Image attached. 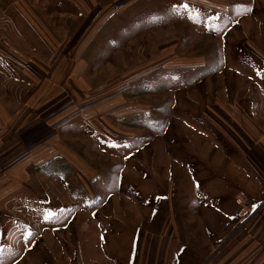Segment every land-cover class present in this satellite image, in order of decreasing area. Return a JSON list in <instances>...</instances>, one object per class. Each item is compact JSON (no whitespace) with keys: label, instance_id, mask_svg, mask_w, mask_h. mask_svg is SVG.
<instances>
[{"label":"rangeland","instance_id":"374dc122","mask_svg":"<svg viewBox=\"0 0 264 264\" xmlns=\"http://www.w3.org/2000/svg\"><path fill=\"white\" fill-rule=\"evenodd\" d=\"M259 93L264 0H0V264H208L198 115Z\"/></svg>","mask_w":264,"mask_h":264},{"label":"crops","instance_id":"0c3cea01","mask_svg":"<svg viewBox=\"0 0 264 264\" xmlns=\"http://www.w3.org/2000/svg\"><path fill=\"white\" fill-rule=\"evenodd\" d=\"M232 116L233 126L228 119L215 122L198 115L202 126L199 134L204 141L212 143L209 154L215 153L218 163L215 177L194 187L200 201L188 206L201 208V215L195 220L201 223L203 230L208 227L204 228L205 223L212 222L215 227L226 224L220 228L221 234L217 232L220 240L208 264H264V215L257 212L264 199V93L251 98L246 107H234ZM7 196L0 197V202ZM144 246L141 241L139 250L136 248L138 264H156L149 262L148 257L144 259V255H152L151 243L147 253ZM104 254L108 257L91 264H128L133 255L131 250L120 261L114 260L112 253ZM65 260L77 263L72 256L65 258L62 264ZM129 262L132 263V259Z\"/></svg>","mask_w":264,"mask_h":264},{"label":"built area","instance_id":"2783aa9c","mask_svg":"<svg viewBox=\"0 0 264 264\" xmlns=\"http://www.w3.org/2000/svg\"><path fill=\"white\" fill-rule=\"evenodd\" d=\"M257 212L259 214L264 215V199H263L262 203L260 204L259 208L257 209Z\"/></svg>","mask_w":264,"mask_h":264}]
</instances>
